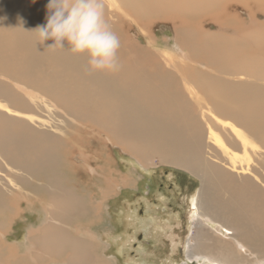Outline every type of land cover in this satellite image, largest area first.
Returning <instances> with one entry per match:
<instances>
[{
    "label": "bare ground",
    "instance_id": "1",
    "mask_svg": "<svg viewBox=\"0 0 264 264\" xmlns=\"http://www.w3.org/2000/svg\"><path fill=\"white\" fill-rule=\"evenodd\" d=\"M48 3L0 0V157L9 170L0 173V264L47 262L42 257L51 264H98L94 242L72 237L58 226L68 216L86 213L81 198L73 196L76 189L73 194L61 190L57 173L63 163L66 168L60 152L67 136L61 129L64 120L55 125L53 117L30 105L42 102L54 117L70 118L65 122L99 126L109 119L110 136L144 164L166 156L155 148L144 150V141L129 142L139 132L125 128L135 121V128L144 125L150 134L156 128L165 131L163 143L175 147L172 165L201 180L192 211L218 225L209 235L195 234L188 245L189 261L264 264V0H107V19L121 42L118 58L123 67L114 74L90 72L86 55L76 62L68 50L47 49L51 40L36 42L30 31L46 24ZM160 28L172 31V47L167 39L158 47ZM38 49L48 51L40 62L33 59ZM77 77L89 81L71 80ZM104 78L108 85L96 81ZM116 127L124 128L121 136ZM205 147L208 157L219 162L199 154ZM68 164L69 170H80L76 161ZM45 172L54 175L42 185L48 198L39 214L47 212L48 217L34 229L29 216L35 212L16 208L20 197H29L18 181L39 179ZM218 188L227 191L232 203L227 197L218 199ZM23 215L32 226L20 246L9 238Z\"/></svg>",
    "mask_w": 264,
    "mask_h": 264
},
{
    "label": "rangeland",
    "instance_id": "2",
    "mask_svg": "<svg viewBox=\"0 0 264 264\" xmlns=\"http://www.w3.org/2000/svg\"><path fill=\"white\" fill-rule=\"evenodd\" d=\"M1 24L2 22L0 21V25ZM4 25H6V29H9V24L3 23V26ZM156 31L158 33L156 37L158 47L164 45V39L170 41L169 44L165 42V45L168 44L171 47L173 46L174 41H172V39L174 35L170 29L164 30L160 28ZM39 52L42 51L38 49L35 55L33 54V59L38 62L43 61L48 54L47 49L43 50L42 54ZM58 54L60 55L59 52ZM73 57L76 62L83 61V56L81 55H74ZM75 79L77 82L83 79L89 81V79L85 77L72 78L71 80ZM105 80L104 78V80L101 79L96 81L100 85H108L109 81L106 80V82ZM30 105L34 110L37 109L40 111L43 116L46 114L47 116H45L50 119L53 117L54 119L52 122L55 125L60 123V121L62 123L64 120V125H62L63 128L61 129L67 136L64 140L65 145L60 149V152L62 154V159L64 156L66 168L63 163L61 171L59 172L60 174L57 173V177L59 175L58 179L62 180L61 190H65L66 192L69 191L73 194V188L76 189V196H73L79 198V200L81 198L79 201L80 203L81 201L82 203H86L85 208L84 203L81 204V210L86 213V215L80 212L83 217L80 213L77 214L78 216H68L64 222L61 223L62 225L60 224L58 226L65 229L66 233L72 237L77 234L80 236V239L85 240V242L87 240H90L92 243L94 242L95 245L92 244L91 247L92 249L94 248L97 253L96 258H98V264H101L103 260V262L106 261V264H200L191 263L189 261L188 245L195 240L194 237L197 232H203V235L204 233L209 235L210 232L212 233V231L217 230L218 225L208 220L206 217H198L195 211H192V202L196 199L195 197L198 198L200 196L201 180L188 170L172 165L169 158H175V147L168 146L169 144L166 146V144L163 143V135L168 136V134H165V131L164 133H158L157 131L160 129L156 128L153 133L150 134V130L146 129L144 125L141 127L136 125L138 129L135 128L134 124L132 125L133 122L136 124L135 121L128 125V128H125V131H130L129 133L131 134H137L139 132V135L137 134L138 136L135 134L133 135L132 139L134 141L136 139L135 143L134 141L129 142L136 145L144 141L140 143L141 147L144 145L146 146H144L145 148L143 147L144 150L149 147L155 148L162 158L164 157L163 155L167 158L164 157L165 160L163 161L160 160L161 157L155 156L152 160V164L146 162L144 164L138 157L130 155L131 153L125 148V143L123 144L110 136L111 134L106 128L109 125V119L99 122L98 125L100 127L91 124L90 121L78 122L73 120L72 122H65L69 121L70 118H64V116L62 117L57 114H55V118L54 114H52V116L47 112L48 110L46 106L43 105V102L42 104L34 103V106L32 104ZM89 124L90 126L88 127ZM59 127H61V125ZM120 129L121 128L116 127L115 133L121 136L124 132V128L122 131ZM163 129L164 128H161V130ZM90 130H93L92 134ZM169 132L170 130H168V133ZM167 136L165 138H167ZM145 141H147V144ZM162 144L164 145L162 146ZM166 148L167 151L165 152L164 150H166ZM168 149L172 151L168 152ZM202 150V153L199 151L200 155L204 157L207 156L209 161L219 162L214 159L215 157L213 156L208 157V149H206V147ZM3 158L0 157V173H7L9 170L7 169L8 167L5 166L6 163ZM193 158L198 159L200 157L193 156ZM203 160L206 161L205 158L202 159V162ZM75 161L80 164V170H69L68 162L75 163ZM162 162L163 164H161ZM70 171L71 173H69ZM45 174L46 172L44 175ZM52 176L54 175L47 173L45 176L42 174L39 179L36 176L28 181H18V185L23 187L25 185L26 188H21L29 197L26 198L24 195L20 197L16 208L22 211L28 208L27 213L30 214H33V211L35 212L36 216H29L30 221L34 223V229L44 224L48 217L47 212H43V214L39 213H41L40 210L45 207L44 202H46L48 198V191L42 186L44 178L49 177L47 179L50 180ZM37 181H40V183H37ZM28 182H31L29 186H27ZM35 185L37 186L35 190L31 189L35 187ZM219 189L220 188L217 189V191H220L218 192V194H220L218 195L219 197L217 196L218 199L224 201V197H227L230 201V195L226 193L227 191L221 192ZM214 191L217 193L216 189H214ZM221 193L226 195L224 196ZM41 201L43 202L41 203ZM30 208H33V210ZM37 208L38 210H36ZM217 212V210L212 211L214 215ZM89 214L91 215L89 216ZM213 214L211 215L213 216ZM25 217L24 215L20 216L17 220L18 224H15L13 221L15 224V231L13 234L11 233L12 236L9 238L10 242H17L16 244L20 246L24 245L23 243L26 241V230L32 226L28 225L30 223L25 221ZM199 221H201V223H199ZM89 233H92V238L89 237ZM211 240L213 241L212 237ZM26 248H28L27 245H25V247L22 246L20 249L26 251ZM66 254L68 255V252ZM66 254H64L65 257ZM45 256H48V254ZM105 257L107 260H105ZM42 259L43 261H47L42 264H51V262L49 263L48 261V257H42ZM54 259L57 261V259L60 258L54 256ZM201 264L212 263L203 260Z\"/></svg>",
    "mask_w": 264,
    "mask_h": 264
},
{
    "label": "clouds",
    "instance_id": "3",
    "mask_svg": "<svg viewBox=\"0 0 264 264\" xmlns=\"http://www.w3.org/2000/svg\"><path fill=\"white\" fill-rule=\"evenodd\" d=\"M47 9L46 24L30 31L37 43L51 40L47 49L86 55L93 73L122 70L121 42L107 19V0H49Z\"/></svg>",
    "mask_w": 264,
    "mask_h": 264
}]
</instances>
